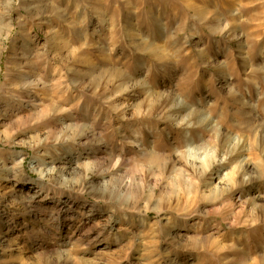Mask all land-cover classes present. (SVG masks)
<instances>
[{"label": "clouds", "instance_id": "obj_1", "mask_svg": "<svg viewBox=\"0 0 264 264\" xmlns=\"http://www.w3.org/2000/svg\"><path fill=\"white\" fill-rule=\"evenodd\" d=\"M0 264H264V0H0Z\"/></svg>", "mask_w": 264, "mask_h": 264}]
</instances>
